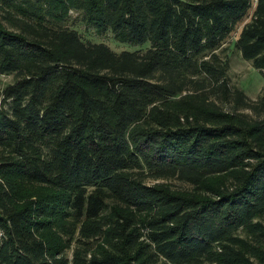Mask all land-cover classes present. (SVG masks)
Returning <instances> with one entry per match:
<instances>
[{
  "label": "trees",
  "instance_id": "1",
  "mask_svg": "<svg viewBox=\"0 0 264 264\" xmlns=\"http://www.w3.org/2000/svg\"><path fill=\"white\" fill-rule=\"evenodd\" d=\"M239 27L264 77V0H0V264H264V91L219 51Z\"/></svg>",
  "mask_w": 264,
  "mask_h": 264
},
{
  "label": "rangeland",
  "instance_id": "2",
  "mask_svg": "<svg viewBox=\"0 0 264 264\" xmlns=\"http://www.w3.org/2000/svg\"><path fill=\"white\" fill-rule=\"evenodd\" d=\"M70 27L78 29L85 41L91 42H104L107 43L111 48L116 51L122 50H139L144 51L149 45L146 43L144 45H133L126 42H120L114 39L111 32H106L103 34L98 33L94 28L89 27L83 17L82 12L71 10L70 16L64 22ZM234 31L228 38V40L221 46V54L228 58L229 70H228V80L229 85L232 88L243 89L247 94L248 98L255 102H260V97L264 91V77L262 73L256 69L253 64L244 59L241 52L234 46V41L237 38L238 31ZM14 74H0V95L2 89L9 83L14 82ZM227 109H232L235 106V101L231 99L224 103ZM245 112L252 115L254 118H264V105H259L257 109H245ZM71 257V253L69 252Z\"/></svg>",
  "mask_w": 264,
  "mask_h": 264
}]
</instances>
